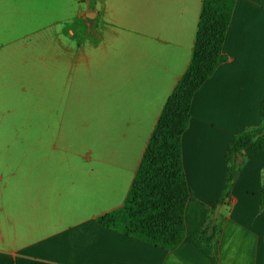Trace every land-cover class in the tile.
I'll use <instances>...</instances> for the list:
<instances>
[{
    "label": "crops",
    "instance_id": "obj_1",
    "mask_svg": "<svg viewBox=\"0 0 264 264\" xmlns=\"http://www.w3.org/2000/svg\"><path fill=\"white\" fill-rule=\"evenodd\" d=\"M203 2L0 0V264H264V149L255 144L219 207L212 257L96 222L126 199L191 61ZM222 50L227 59L194 93L181 137L186 236L223 192L228 144L259 124L264 0L234 1ZM90 106L118 134L107 156L84 155L78 143Z\"/></svg>",
    "mask_w": 264,
    "mask_h": 264
},
{
    "label": "trees",
    "instance_id": "obj_2",
    "mask_svg": "<svg viewBox=\"0 0 264 264\" xmlns=\"http://www.w3.org/2000/svg\"><path fill=\"white\" fill-rule=\"evenodd\" d=\"M235 0H204L191 61L166 100L151 135L132 185L122 205L96 217V222L141 241L164 249L182 242L192 243L212 257L220 230L212 215L216 205L226 204L231 188L246 160L250 144L264 149V100L259 124L234 135L225 152L227 164L223 192L203 224L186 236L184 207L191 199L181 158V137L190 119L194 93L217 66L227 59L222 45ZM264 207V175L260 191Z\"/></svg>",
    "mask_w": 264,
    "mask_h": 264
},
{
    "label": "rangeland",
    "instance_id": "obj_3",
    "mask_svg": "<svg viewBox=\"0 0 264 264\" xmlns=\"http://www.w3.org/2000/svg\"><path fill=\"white\" fill-rule=\"evenodd\" d=\"M100 109H95L94 107L92 109V106L85 108L84 117L80 123L82 133L78 135V143L82 144L84 155H89L90 157L97 154L107 156L109 136L112 141H117L118 139V134L109 135L106 111L103 108Z\"/></svg>",
    "mask_w": 264,
    "mask_h": 264
},
{
    "label": "water",
    "instance_id": "obj_4",
    "mask_svg": "<svg viewBox=\"0 0 264 264\" xmlns=\"http://www.w3.org/2000/svg\"><path fill=\"white\" fill-rule=\"evenodd\" d=\"M219 207H220V205L218 204V205H216V207L214 208V211H213V216H214V217L217 216V214H218V210H219Z\"/></svg>",
    "mask_w": 264,
    "mask_h": 264
}]
</instances>
